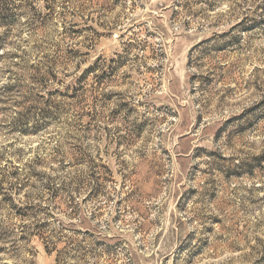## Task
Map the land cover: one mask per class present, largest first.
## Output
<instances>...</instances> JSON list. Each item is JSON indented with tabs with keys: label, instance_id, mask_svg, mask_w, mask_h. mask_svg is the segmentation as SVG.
Instances as JSON below:
<instances>
[{
	"label": "rangeland",
	"instance_id": "1",
	"mask_svg": "<svg viewBox=\"0 0 264 264\" xmlns=\"http://www.w3.org/2000/svg\"><path fill=\"white\" fill-rule=\"evenodd\" d=\"M56 2L0 28V264H264V0Z\"/></svg>",
	"mask_w": 264,
	"mask_h": 264
},
{
	"label": "trees",
	"instance_id": "2",
	"mask_svg": "<svg viewBox=\"0 0 264 264\" xmlns=\"http://www.w3.org/2000/svg\"><path fill=\"white\" fill-rule=\"evenodd\" d=\"M57 0H0V28L10 29L19 23L23 18L28 23L47 19L50 11L54 10ZM4 41L0 37V51L4 47ZM94 71V68H90ZM43 112V111H40ZM43 122L47 123V119H51L49 112L39 114Z\"/></svg>",
	"mask_w": 264,
	"mask_h": 264
}]
</instances>
